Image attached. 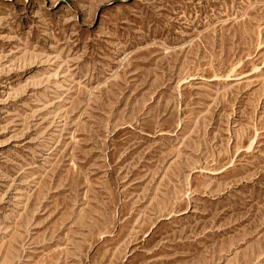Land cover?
<instances>
[{
  "label": "rangeland",
  "instance_id": "obj_1",
  "mask_svg": "<svg viewBox=\"0 0 264 264\" xmlns=\"http://www.w3.org/2000/svg\"><path fill=\"white\" fill-rule=\"evenodd\" d=\"M0 264H264V0H0Z\"/></svg>",
  "mask_w": 264,
  "mask_h": 264
}]
</instances>
